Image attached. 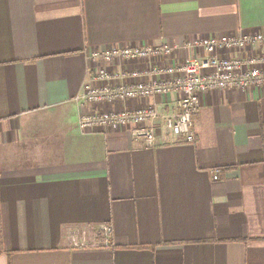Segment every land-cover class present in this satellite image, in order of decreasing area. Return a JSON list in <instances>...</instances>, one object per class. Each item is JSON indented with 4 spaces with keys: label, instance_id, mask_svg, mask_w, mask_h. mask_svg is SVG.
<instances>
[{
    "label": "crops",
    "instance_id": "obj_1",
    "mask_svg": "<svg viewBox=\"0 0 264 264\" xmlns=\"http://www.w3.org/2000/svg\"><path fill=\"white\" fill-rule=\"evenodd\" d=\"M258 30L264 0H0V264H264V85L204 91L194 141L159 125L152 145L80 129L76 98L92 49L181 59L186 40Z\"/></svg>",
    "mask_w": 264,
    "mask_h": 264
},
{
    "label": "built area",
    "instance_id": "obj_2",
    "mask_svg": "<svg viewBox=\"0 0 264 264\" xmlns=\"http://www.w3.org/2000/svg\"><path fill=\"white\" fill-rule=\"evenodd\" d=\"M183 46L193 53L181 59H175L178 45L166 43L113 44L90 50L89 76L76 96L86 104L78 127L131 125L135 136L152 145L155 130L162 125L179 141H194L193 117L204 91L264 85V30L203 35L186 40ZM170 92L177 94L173 110L142 102ZM128 102L135 104L119 107ZM115 103L119 106L113 108ZM209 173L211 179H219L220 167L210 168ZM98 232L103 239L94 244L107 243L111 224L101 223ZM73 243L80 244L75 239Z\"/></svg>",
    "mask_w": 264,
    "mask_h": 264
},
{
    "label": "trees",
    "instance_id": "obj_3",
    "mask_svg": "<svg viewBox=\"0 0 264 264\" xmlns=\"http://www.w3.org/2000/svg\"><path fill=\"white\" fill-rule=\"evenodd\" d=\"M103 239V236L101 234H97V239ZM107 239H108V242H107V245H111V242H110V235L107 236Z\"/></svg>",
    "mask_w": 264,
    "mask_h": 264
}]
</instances>
